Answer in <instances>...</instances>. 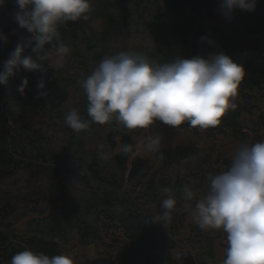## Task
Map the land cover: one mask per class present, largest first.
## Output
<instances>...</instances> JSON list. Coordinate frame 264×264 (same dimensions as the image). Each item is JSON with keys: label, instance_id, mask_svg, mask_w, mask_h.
<instances>
[{"label": "trees", "instance_id": "1", "mask_svg": "<svg viewBox=\"0 0 264 264\" xmlns=\"http://www.w3.org/2000/svg\"><path fill=\"white\" fill-rule=\"evenodd\" d=\"M91 3L87 20L60 26L59 41L45 45L44 73L21 69L7 88L0 85V264H10L24 250L63 255L74 239L88 250L83 264H177L178 237L209 190V174L230 166L212 155L217 140L264 141V0H256L253 12L234 9L229 20L221 15L222 0ZM17 11L16 0L0 7V36L7 37L6 43L0 39V70L17 44L30 37L16 23ZM59 43L70 49L61 63ZM121 51L158 62L223 52L245 69L237 107L218 126L203 130L159 121L127 129L114 119L74 132L65 123L72 108L90 120L81 82L104 57ZM25 77L21 95L17 88ZM42 79L44 96L37 91ZM167 132L192 133L210 147L193 142L168 147L162 141ZM156 137L160 144L154 148ZM144 147L149 157H140ZM169 196L177 201L171 219L157 223L161 202ZM190 230L187 240L199 246L201 257L186 253L185 264L214 261L215 238L199 226ZM227 246L220 244L224 253Z\"/></svg>", "mask_w": 264, "mask_h": 264}, {"label": "clouds", "instance_id": "2", "mask_svg": "<svg viewBox=\"0 0 264 264\" xmlns=\"http://www.w3.org/2000/svg\"><path fill=\"white\" fill-rule=\"evenodd\" d=\"M5 4L6 0H0V7ZM16 6L14 19L30 37L17 44L0 70V85L6 88L21 69L44 73L41 61L46 57L40 53L45 45L59 41L60 26L87 20L93 10L91 0H16ZM255 8L256 0H222L221 4L222 14L229 19L234 9L253 12ZM0 39L7 42V37ZM26 48L30 49L28 54ZM69 52L66 45L59 43L57 63ZM245 75L244 67L223 52L207 58L197 55L185 59L177 55L158 62L139 52L121 51L104 57L81 82L90 120L72 108L65 123L76 133L88 129L91 123L104 125L114 119L127 129H145L155 121L173 128L184 122L202 130L214 128L227 112L236 109L235 99ZM27 85L25 77L17 92L23 95ZM46 90L42 79L37 85L38 94L44 96ZM159 144L160 137L151 141L154 148ZM208 179L207 194L195 204L196 220L201 229H222L226 233L228 246L223 264H264V141L242 145L228 170L209 174ZM192 195L185 190L187 199L191 200ZM176 203L172 196L162 200L157 223L171 219ZM10 264L74 262L64 255L50 257L24 250L15 254Z\"/></svg>", "mask_w": 264, "mask_h": 264}, {"label": "rangeland", "instance_id": "3", "mask_svg": "<svg viewBox=\"0 0 264 264\" xmlns=\"http://www.w3.org/2000/svg\"><path fill=\"white\" fill-rule=\"evenodd\" d=\"M221 15L224 16L222 12ZM225 19L229 20V18L226 17ZM162 141L168 147L179 144H188L190 142L195 143L202 149L210 147L208 141H204L200 137L193 135L192 133L189 132H182V133L167 132L163 136ZM241 146L242 145L236 143L234 140L230 138L228 139L219 138L216 144L214 145V147L212 148V155L219 158L220 162H222V159L225 158L231 164L233 156ZM205 150H209V149H205ZM148 155H149L148 149L144 147L140 152V157H149ZM197 226L198 223L196 220V213H195L191 218H189V220L187 221V226L182 230L180 236L178 237V241L180 242V248H178L175 254L177 264H185L184 258L186 253H189L190 257H192V259L194 260L201 257L200 254L201 250L199 249V246L193 247V245H191V243L187 240L190 237H192L190 227H197ZM203 233L207 237L215 238L216 259L210 262L208 260L207 264H223L224 261L223 257L225 253L220 248V244L227 245L226 233L224 232L219 233V230H213V229H204ZM87 254H88V250L79 246L75 239L68 248L65 247L63 248V255L66 257H70L73 260L74 264H83V257L84 255Z\"/></svg>", "mask_w": 264, "mask_h": 264}]
</instances>
